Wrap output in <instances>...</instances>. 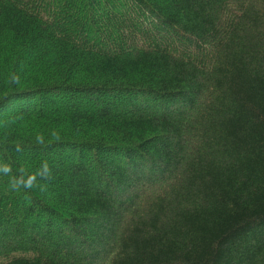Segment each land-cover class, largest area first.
Instances as JSON below:
<instances>
[{
    "label": "trees",
    "instance_id": "trees-1",
    "mask_svg": "<svg viewBox=\"0 0 264 264\" xmlns=\"http://www.w3.org/2000/svg\"><path fill=\"white\" fill-rule=\"evenodd\" d=\"M0 264H264V0H0Z\"/></svg>",
    "mask_w": 264,
    "mask_h": 264
}]
</instances>
